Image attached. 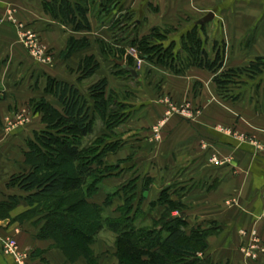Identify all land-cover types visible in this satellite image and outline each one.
<instances>
[{"label": "rangeland", "instance_id": "obj_1", "mask_svg": "<svg viewBox=\"0 0 264 264\" xmlns=\"http://www.w3.org/2000/svg\"><path fill=\"white\" fill-rule=\"evenodd\" d=\"M44 2L50 1L42 0L41 10L51 22L52 16L42 6ZM86 7L88 8L87 17L90 31L74 32L70 27H67L70 30L66 33L68 39H88L89 47L87 49L78 47L66 58L62 54L67 47L68 39L65 46L60 51H56L46 44L39 32L23 27L12 17V14L6 18V21L16 27L14 28L16 31L19 30L16 36L25 52L23 55L21 54L22 60H15L9 65V77L6 82L4 81L5 86L0 82V97L2 95L4 97L2 101L6 99L11 103L8 107L5 103L6 111L0 112V131H3V137L7 135V138L11 140L10 148L18 151L20 158L23 157L24 161V155L30 150L31 145L36 144L37 138L48 130L46 124L42 122L47 105L56 104L57 106L52 107L56 110L57 107L62 109L54 90L57 82L78 90L90 107L91 113L95 109L96 92L99 93L97 86L103 82L105 90L101 92V97L106 102L104 118L96 119L94 115L97 114H93V112L91 115L95 117V120L92 134L82 140L67 136L68 139L72 137L81 149L87 150L86 153L89 152L93 157L97 151L99 152L101 149L105 151L100 165L97 167L102 173L101 176L106 174L99 181L93 183L92 188H96L91 194V198L87 197V201L103 207L100 214L102 217L117 219L120 216V208L124 206L123 209L128 211V215L136 216L138 222L135 220V223H132L135 227L143 225V229L162 226L167 218L176 215L182 216L180 211H183L184 208V211H187V207L181 209L177 206L181 197V194H178V186L168 187L163 178L166 164L163 158L167 140L162 136L161 126L195 125V123L245 125V102L254 106L258 104L259 97L255 92L256 89L264 90V71L254 78L246 72L242 73L239 75L241 84L228 85L218 89L213 80L215 74L203 67L205 60L201 58L199 50H203L210 61L214 59L217 50L223 51V66L216 73L218 76L226 70L238 69L237 64L235 66L230 64V60L227 58L228 43H220L219 34L214 50L210 49L211 34L208 28L197 34L196 39L200 40V44L197 45L196 54L191 55L190 52L188 54V49L189 45L193 46V41L185 38L180 44H177L174 38L176 31L172 26L154 27L147 31L148 33L140 34L139 29L129 22L131 17L118 12L115 1L112 2V10L108 13L104 10V4L100 6L98 0H87ZM115 10L117 13H114ZM244 19L245 23L253 26V19ZM62 26L64 27V25ZM64 28L66 29V27ZM252 28L249 30L241 25L236 31L241 41L240 45L243 48H249V52L251 51L250 47L257 43V38L259 39L260 36L258 30L255 29L253 32ZM224 36L230 44L235 40L234 34L227 33ZM169 39L171 40L169 45L173 43L171 50L173 53L175 52V56L178 51H183L177 57L178 62L174 64L170 63L165 56L160 59L161 55H159L158 49L141 51L145 48L143 45L166 44L165 41H169ZM188 56L190 57L188 58ZM86 59L89 61L85 62ZM115 60L122 61L125 65L133 68L138 77L132 78L121 67L115 65ZM248 64L239 68H246ZM167 75L172 76L179 84L174 81V86L172 83L169 86L163 85V79L167 78ZM28 85H31L33 95H38L32 100L23 102L21 96L27 95ZM5 89L10 92L7 93ZM182 90L185 91V94ZM149 92L155 93L154 97H149L147 94ZM7 95L10 96L7 97ZM115 101L120 105H113ZM152 108H156L157 113L149 114L148 111H151ZM119 113H121L120 118L118 117ZM150 125H155L152 130L154 136L152 139L146 140V131H148L146 128ZM141 132L142 134H140ZM50 133L53 136L59 134L58 137L63 140H66V135H68L55 130ZM231 136L234 135L231 134ZM173 163L175 168L171 172V177L172 175L177 177V169L180 164ZM219 163L218 161L217 164ZM92 166L96 167V165ZM16 169L13 174L27 171L28 167L19 163ZM130 183H134V186H131ZM9 187L11 195L25 196L16 187ZM165 189H169L168 197L163 193ZM161 195H164V199L159 202L158 199ZM21 203L25 204L23 212L32 209L24 201ZM46 211L43 208L42 216L33 215L34 217L27 221L33 219L39 221L46 215ZM73 217H76V214ZM67 218L69 220L71 217L67 216ZM77 221L79 222V220ZM196 222L195 219H190L185 228L187 235L197 227ZM40 223H43L42 220ZM200 225L198 226L201 228L206 226L204 223ZM220 233L206 239V243L202 247L204 254L210 255L209 252L213 251L216 245L215 240L219 238ZM10 239L16 241L12 237ZM92 249L97 257L96 264L102 262L118 264L115 257V237L112 234L106 231L97 234ZM257 251L262 252L263 249H257ZM203 253H198V255L203 257ZM238 253L245 258V247L238 249Z\"/></svg>", "mask_w": 264, "mask_h": 264}, {"label": "crops", "instance_id": "obj_2", "mask_svg": "<svg viewBox=\"0 0 264 264\" xmlns=\"http://www.w3.org/2000/svg\"><path fill=\"white\" fill-rule=\"evenodd\" d=\"M41 1L0 0V82L3 85L9 77V65L15 60H22L21 54L25 52L16 36L19 30L16 31V27L6 21L10 14L23 27L39 32L50 48L60 51L65 46L68 39L66 32L70 29L64 26L65 29L57 21L50 22L49 17L42 13ZM105 1L98 0L99 5ZM114 1H117L118 12L128 14L131 17L129 22L139 29L140 34L148 33L154 27L172 26L176 31L175 42L180 44L193 28L198 34L208 28L211 34L210 49L214 50L219 34V42L228 43L227 58L232 66L237 64L239 68L256 58H264V0ZM210 12L214 13V18L200 26V21ZM244 18L253 19V26L245 23ZM241 25L249 30L253 27L252 31L258 30L260 35L257 43L250 47V52L249 48L240 45L236 31ZM227 33L234 34L235 40L231 44L224 36ZM170 41L163 44L168 46ZM170 78L173 77L164 78L163 85L172 83L174 86L175 82L178 83ZM30 86L27 95L21 96L23 102L38 95H33ZM255 93L259 97L258 104L254 106L245 102V125H160L162 136L167 140L163 158L166 162L165 176L162 177L168 187L177 185L181 189L179 201L187 207L184 213L188 224L192 218L198 225L216 222L221 227L216 245L209 252L216 264H264L263 252L258 251L255 260L238 253V249L248 248L255 240L264 249V90L256 89ZM147 94L149 97L155 95L151 92ZM5 103L7 107L11 104L6 99L1 101V113L6 111ZM153 112L157 113L156 108L148 111L149 114ZM154 126H147L146 140L153 138ZM2 134L1 130L0 203L12 194L8 181L19 163L25 167L23 157L20 158L18 151L10 148L11 140ZM173 162L180 164L177 177H171L175 168ZM24 210L25 204L21 203L10 212L8 219L0 218V264H16L12 257L1 251V241L10 237L27 255L28 264H70L53 241L37 238L42 225L38 220L22 223L14 220ZM72 264H86V261L79 258Z\"/></svg>", "mask_w": 264, "mask_h": 264}, {"label": "trees", "instance_id": "obj_3", "mask_svg": "<svg viewBox=\"0 0 264 264\" xmlns=\"http://www.w3.org/2000/svg\"><path fill=\"white\" fill-rule=\"evenodd\" d=\"M112 2L114 0L102 2L105 12L112 10ZM86 3L87 0H50V2H44L42 6L54 21L70 27L74 32H89ZM115 5L117 7V3ZM197 34L196 29L193 28L186 36L193 41V46L189 45L188 54L190 52L194 55L198 51L197 45L200 44V40L196 39ZM172 45L173 43L168 46L163 43H150V45H143L145 48L141 51L158 49L160 59L165 56L170 63L174 64L178 62L177 57L181 51H178L175 56V52L171 50ZM78 47L87 49L89 40L86 38L68 39L63 57H68ZM199 51L201 58L205 60L203 67L215 74L213 80L218 89L241 84L239 75L242 73L246 72L254 78L264 71V58H256L246 68L229 69L218 76L216 73L223 66V51L217 50L211 61L208 60L203 50ZM88 61L89 59H86L85 62ZM114 62L118 66L117 62L120 61L115 60ZM121 69L128 73L122 67ZM97 89L99 93L96 92L97 99L94 113H92L97 114L94 115L96 119H102L105 116L106 102L102 99L101 92L105 90V84L100 82ZM54 90L62 109L59 112L47 105L42 122L46 124L48 133L44 131V134L37 138V143L32 144L30 150L25 153L24 164L28 170L11 175L8 181L9 186L16 187L25 196L10 195L6 201L0 203V218L8 219L10 212L22 201L32 209L16 216L14 220L18 223L27 221L37 214L42 216L41 210L45 208L47 213L39 219V222L42 220L43 223L39 228L37 238L53 241L70 264L79 258H83L87 264H96L97 257L94 255L92 244L95 236L103 231L115 237V257L118 264H216L210 255L202 252V247L209 236L218 235L222 231L221 227L216 222H208L204 228L197 225L187 235L185 228L188 222L184 217L185 208L184 212L180 211L182 216L169 217L162 226L143 229V225L137 228L132 224L138 220L133 214L128 215V211L123 209L124 206L120 208V216L117 219L100 215L103 207L89 203L87 197L91 198V194L95 191L96 187L92 188L93 183L106 174L101 176L102 173L97 167L105 151L101 149L93 157L89 152L86 153L87 150L81 149L72 137L71 139L67 137L73 136L76 140H82L92 134L95 117L91 115L90 107L78 90L59 82ZM3 99L2 95L0 102ZM113 105L120 104L115 101ZM118 117H121V113ZM52 130L68 134L66 140L58 137L59 134L51 135ZM130 185L134 186V183ZM168 190L163 191L166 197L169 195ZM177 190L178 194H181V189L177 188ZM162 199L164 195H161L158 201ZM177 206L181 209L185 207L179 200ZM71 213L76 214V217H73L75 219L72 218ZM66 214L71 217L69 219L71 221L68 220ZM198 253H203L204 256H199Z\"/></svg>", "mask_w": 264, "mask_h": 264}, {"label": "built area", "instance_id": "obj_4", "mask_svg": "<svg viewBox=\"0 0 264 264\" xmlns=\"http://www.w3.org/2000/svg\"><path fill=\"white\" fill-rule=\"evenodd\" d=\"M257 249H263L259 247L258 241L251 242L250 246L245 249L246 257L256 259ZM1 251L4 255L10 256L15 260L16 264H28L27 255L22 253L17 246L16 241L7 238L1 241ZM264 253V249L262 251Z\"/></svg>", "mask_w": 264, "mask_h": 264}, {"label": "water", "instance_id": "obj_5", "mask_svg": "<svg viewBox=\"0 0 264 264\" xmlns=\"http://www.w3.org/2000/svg\"><path fill=\"white\" fill-rule=\"evenodd\" d=\"M213 18H214V13L210 12L200 21L199 25L201 26L203 24H206V23L210 22ZM117 65L122 67L125 71H127L132 78L135 79L138 77L137 72L133 68L125 65L122 61L117 62Z\"/></svg>", "mask_w": 264, "mask_h": 264}]
</instances>
